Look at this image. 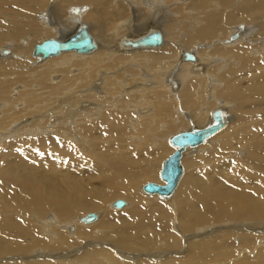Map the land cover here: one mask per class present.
Here are the masks:
<instances>
[{
	"label": "bare ground",
	"instance_id": "6f19581e",
	"mask_svg": "<svg viewBox=\"0 0 264 264\" xmlns=\"http://www.w3.org/2000/svg\"><path fill=\"white\" fill-rule=\"evenodd\" d=\"M172 1L180 5L178 12L190 11L187 15L192 24L191 31L182 39L171 34L168 25L163 26L166 22L176 34L184 29L182 23L174 28L180 23L177 18L174 19L179 23L171 22V10L176 7L173 4L169 8ZM186 1L47 0L45 4L39 0H0V260L5 259L0 264H157L152 258L161 252L153 254L151 260L146 258L148 255L143 258L136 255L137 252H151L168 225L163 222L167 214L166 205L151 204L150 208L143 209L136 192L137 180L163 153L158 148L151 150L145 145L147 139L135 135L140 126V129H145L141 123L147 116L154 126L158 119L167 115L164 122L158 123L163 131L178 123H188L189 126L180 130L184 131L206 126L210 114L219 109L225 115V127L197 147L186 149L181 159L184 173L171 197L165 199L141 191L147 182L162 184L158 175L156 181H146L138 187L141 196L172 204L178 191L174 216L183 231L190 230L195 224L238 214L264 218V27L257 23L249 25L252 16L260 15V25L264 26V0L249 6L238 5L236 9L235 6L229 7L232 0ZM240 1L236 0L237 3ZM8 5H13L15 10ZM215 8L223 10L215 13ZM41 10L46 12L39 16H46L48 20L42 25L37 23L40 17L35 15ZM226 10L228 13L225 14ZM7 12L21 20L9 19ZM245 22L249 23L246 25ZM33 23L39 31H50L49 27L41 26H52L54 30L51 31L57 32L58 37L48 39L59 40L85 26L97 48L90 54L66 52L47 59L34 57L32 52L37 29ZM72 28L74 30L66 35ZM227 30H230V40L224 43L225 47L222 46L226 49H217L221 45L215 39L224 37ZM155 31L162 35L161 46L131 47L141 36ZM10 40L15 43L7 42ZM3 41L7 43L3 45ZM200 41L205 44L203 48H195V43ZM167 42L170 46L164 49ZM172 44L182 45V57L192 52L195 62L184 60L185 63L179 62L183 68H178L175 65L179 60L176 56L178 48ZM4 50L8 51L5 55L2 54ZM216 54L233 58L237 65L241 64L237 60H242L244 72L241 75L246 76L247 82L229 86L240 77L231 69L222 76L226 81L225 88L218 90V76L226 63ZM258 58L261 62L257 61ZM189 64L192 65L189 67ZM168 70H172L171 74ZM164 75L169 78L162 85ZM223 93L238 101L240 111L250 113V118L234 123V104L223 100ZM173 106L175 110L171 119ZM103 111L109 112L108 116L103 115L100 121L90 126L94 130L81 128L82 123H87L85 119L99 117ZM147 111L152 114H146ZM258 111L262 112V117L258 116ZM123 119L130 121L128 128L122 127ZM199 120H204L205 124L198 125ZM124 129L132 132L128 138L132 149L126 144L128 134ZM123 136L125 140L117 146ZM219 136H223L225 151L217 152L204 162L211 160L210 171L189 175L185 166L189 157L207 148L206 145ZM169 137L165 139L167 147ZM107 142L114 145L104 147ZM70 143L77 147L89 143L93 152L87 158L78 156ZM169 148L170 154L173 149ZM241 148L246 150L247 158L230 159L242 155L244 150ZM126 161L128 166L123 165ZM248 162L254 165V176L263 179L252 185V190L247 184L253 175L243 168ZM43 163L60 169V172L49 174ZM143 163L146 169L141 172L139 166ZM114 197L126 200V206L115 209L112 207L114 200L105 209L87 213L97 216L91 223L81 222L85 215L78 217L76 222L71 221V225L66 223L64 227L69 234L75 233L73 239L58 229H47L53 224L60 228L74 216L98 209ZM108 207L114 211L127 208V211L111 213ZM49 208L54 218L47 219L48 225L37 220L39 227H30L26 223V220H32V213L41 218ZM21 215L25 221L20 219ZM97 223L99 228L106 230L102 236L96 235L92 229L80 228H89ZM230 227L233 226L227 228ZM204 232L193 239L202 238ZM230 232L219 233L213 243L202 241L191 245L186 257L201 261L214 250L218 253L215 260L222 261L232 250ZM183 237H177L178 241ZM28 239L29 244L26 243ZM90 240L103 241L111 249L98 247ZM81 246L93 248L73 254L74 248ZM35 249L42 250L41 255L46 259L51 256L48 250L69 255H56L58 259L54 261L9 263L12 257L24 258L35 253ZM126 250L130 255L120 256L119 252ZM164 257H168L167 253ZM167 264L175 263L170 259Z\"/></svg>",
	"mask_w": 264,
	"mask_h": 264
},
{
	"label": "rangeland",
	"instance_id": "374dc122",
	"mask_svg": "<svg viewBox=\"0 0 264 264\" xmlns=\"http://www.w3.org/2000/svg\"><path fill=\"white\" fill-rule=\"evenodd\" d=\"M39 1H44L45 4H47V0H39ZM192 1H194V0H187L186 2L187 3H191ZM212 1L214 2V0H212ZM260 1L261 0H241L240 2L237 3L236 0H232L231 4L229 5V7L235 6L234 9H236L238 5L239 6H249V5H253L255 2H260ZM173 4L176 5L175 1H172L169 4V8H170V6L172 7ZM8 6L11 7L10 8L11 10H15L13 5H8ZM178 6H180V5H178ZM178 6L176 5V7L173 10H171L170 19H171V22H173V23L174 22L177 23L178 20L180 22V23L178 22L179 24H175L174 28H177L182 23L184 25L183 26L184 29L182 31L180 30V34H176L174 32V30H173V27L170 28L169 24H167L166 22L163 23V26L166 27V25H168L169 32L171 34L174 33L177 36L178 39H182V38H184L185 36H187L190 33V31H191L190 27H191L192 24H191V22H189L188 15H187L188 13H190V11H187L185 13H182L180 11L178 12V10H177V9H179V8H177ZM7 9H9V8H7ZM61 10L64 12V8H62ZM167 10H170V9H167ZM222 10H223L222 8H215V13H218L219 11L221 12ZM41 11H39V12H37L35 14V15H37L36 17H40L39 15L45 14V12H46V11H42V13H40ZM12 12H7L8 16H9L8 17L9 19L21 20V18L19 16L14 15ZM168 12H170V11H168ZM224 12H225V14H226V12L228 13L227 10L224 11ZM181 13H182V15H180ZM184 14H186V15H184ZM225 14H224V16H225ZM167 17H169V16H167ZM174 18H177L178 20L175 21ZM40 19H42V20H40ZM43 19H44V21H43ZM260 19H261L260 15L252 16L251 19H250V24L249 25H251L253 23H257V24H259V26L261 28H263L264 26L260 25ZM37 20H38L37 23H39L41 25L44 24L45 22L48 23L47 22L48 20H47L46 16H44V18L40 17ZM39 21L40 22L43 21V22L40 23ZM248 23L249 22H245L246 25ZM87 24L90 26L89 22ZM4 25H7V23H5ZM33 25L37 29L36 30V34H35L36 43L34 45L40 43L42 40L48 39L51 36L58 37L57 32L54 33L53 31H51V29H53V28H52V26H49L48 24L44 25V26H41V27H44V28L45 27H49L47 29H49L51 32L50 31H39V27L36 24H34V23H33ZM222 25H224V20H222ZM71 26H73L72 23H71ZM235 26H237V25L235 24ZM74 28L68 30L66 35H68L70 32H72L74 30ZM229 31L228 30L226 31V34L224 35V37L215 39L216 41H219L218 44L221 45V47H219L217 49H223V50L226 49V48H222V46L225 47L224 45H226V44H224V43L226 41L230 40V38H229L230 32ZM262 35L264 36V34H262ZM226 36H227V38H225ZM169 40L172 41L171 39H169ZM216 41H214V43H216ZM7 42L15 43V41H13V40H10V41H7ZM7 42L3 41L2 43L4 45ZM168 43L169 42L166 43V46L164 47V49L167 46H170V43L169 44ZM206 44L208 45V43H206ZM195 45H196L195 48H203V45H205V44H202L201 41H200V42L195 43ZM240 45H243V44H240ZM33 46H32V48H33ZM171 46L172 47L177 46V48H178V52H177L176 56H177V59L179 58V60H178V63H177V61L175 62V65L177 64L178 68L179 67L183 68L182 64L181 65L179 64V62L185 63V61H184V59L182 57V50L180 49V47H182V45L181 44L180 45L179 44H177V45L172 44ZM246 46L250 47L249 44H246ZM152 53H154V52H152ZM188 53L193 54L190 51ZM137 54H139V53H137ZM148 54H151V53H148ZM129 55H132V54H129ZM133 55H135V53ZM216 56L217 57L218 56L223 57V59L225 60V63H226L222 73L218 76V81H219L218 90H222V89L225 88V82L226 81L222 78V76L225 73H227L229 70H231V69L235 70L237 72V74L240 75V77L237 80H234V81L230 82L228 84L229 86L232 85V84L234 86H239V85L245 84V82H247V81H245V77L246 76L241 75L244 72V68H243V65H242V60L238 59L237 61L240 62L241 64L237 65V64L234 63V59L233 58L230 59L228 56L219 55V54H216ZM53 59H55V58H53ZM258 59L259 60H257V61L261 62V58H258ZM191 65L192 64H189L188 66L190 67ZM168 71L171 74L172 70H168ZM210 73H212V71ZM170 74H169V76H170ZM142 76H143V74H142ZM169 76H167V77L165 75L162 76V81H161L162 85L166 84L165 82L169 78ZM238 80H240V81H238ZM149 87H151V86H147V88H149ZM170 88L171 87H169V91H171ZM193 96H194V94H192V98H193ZM221 98L223 100H225V101H229V102H232L234 104V106L232 108V111H233L232 115L234 117V119H233L234 123H236L240 119H248V118H250V116H249L250 113L244 112V111H240V105H239L238 101H236L229 94L223 93ZM192 108H195V106H192ZM15 109L18 110L16 107H15ZM144 110H143V112H144ZM174 110H175V107L173 106L171 108V111H170L171 119H172ZM148 111H151V109H149ZM148 111L146 112V114L151 113V112H148ZM107 113H109V112H107ZM107 113L103 111V113L99 117H95V118H92V119H85V120H87V123H82L81 124V128L82 129L91 128V129L94 130L95 128L94 127H90V126H92L95 123H97L98 121H100V119L103 117V115L108 116ZM258 113H259L258 116L262 117V114H260L262 112L258 111ZM147 117H149V116H147ZM147 117H143L142 118L143 122L141 123V125L144 124L143 128H145V129H140L141 128V126H140L139 130L135 133V135H137L138 137H144V139H147L145 145L148 146L151 150H153L154 148H158L161 151H163V153L158 156L157 161H155V164H153L150 167V169L145 172V175L143 177H141L139 180H137L136 192H137L138 197L141 200L143 209L150 208L151 204L163 203V205H166L165 208L167 209V214H165V216L163 218V222L167 223L168 225L166 226V230H165L163 236L160 239L156 240V242L154 243L153 248L151 249V252H137L138 254H136V255H139V257H141V258H143L144 255H148V257H146V258L150 259L153 256V254L161 252L158 256L154 255V256H156V258H152L153 259L152 261H155L157 264L158 263L167 264L170 259H173L175 264H264V218H257V217H252V216H247V215L244 216L242 214H238V215H234V216H232L230 218H227V219L213 220V221H210L209 223L195 224L190 230H186V231L184 230L185 231L184 232L180 228V223L177 221V218H175V216H174V214L177 213V211L175 210V202L174 201H175V198L177 196L178 191H177V193L175 195V198L173 199L172 204L161 202V201H158L157 199H151V198H146L145 199V197L141 196V194L138 193V187L140 185H142L144 182H146V181H156L155 178H157V175H158L157 168L159 167L160 162L163 161L169 155V149L170 148H169V146L167 147V143H166L165 139L167 137H169L170 135H172V134H174V133H176V132H178L180 130H183L187 126H189L188 123H186V122H185L186 125H182V124L178 123L176 126L170 127L168 130L163 131L161 126L158 127V123L164 122V120L166 119L167 115L163 116L161 119H158L154 126L152 125V119L151 118H147ZM123 120H124V124L122 125V127L123 128H128L129 125H130V121L126 122L125 119H123ZM197 124L198 125H203V124H205V121L204 120H199V121H197ZM150 127H155V129L152 130V129H150ZM120 130H121V128L119 129V131ZM123 131L128 134L127 137H126V144L128 145L129 149H132V145L130 144L129 139H128L132 132H129L126 129H124ZM151 133H153V134H151ZM123 140H125L124 136L121 139L120 143H117V146H120L121 142ZM70 145L73 147L74 151L76 152V154L78 156H84L85 158H87L89 156V154H92L91 152H93V149L89 148V143H86L84 145H80L79 147H77L73 143H70ZM111 145H114V144L110 143V142H107L104 145V147H110ZM222 145H223V136H219L216 141H214L212 143L210 142L208 145H206L207 148H205L204 150L200 149L198 154H196V155L194 154V156L189 157V163L185 165L187 170H188V172H189V175H192V174H194L197 171H201V173L202 172H209L210 170H208V169L211 168L212 162H211V160H208L206 163H204V162L207 159L217 155V152H224L225 150L223 149ZM241 149H243V148H241ZM155 151H157V150H155ZM246 153H247L246 150H244L242 155H236V156L231 157L230 159L239 158V159L245 160L247 158L245 156ZM98 154H100V153H98ZM123 165L128 166L129 165L128 161L123 162ZM43 167L51 175H54V174H57V173L60 172V169L54 168V167L50 166L47 163H43ZM243 168H244L246 173L253 175V176L248 178L247 187L250 190H252L251 189L252 185H254V184L257 185L260 181H263V179L254 176L256 171L254 169V165L251 162L245 163ZM139 169L141 170V172H144V169H146V165L144 163L141 164L139 166ZM117 199H123V198L114 197V198H112L110 200L105 201L102 204V206L100 208H98V209L89 210V211H86V212H83V213H80V214L74 216L72 218V220L70 219V221L68 220V221L64 222L65 224L62 223L63 226L60 227V228L59 227L57 228V226L55 224H53L52 226H48L47 229H54V230L58 229V231H60L61 233H66V236L69 239H73L75 233H73V234L70 233L69 234V231H67L65 229V227H64L66 225V223L68 225H71V224H73L71 221L76 222V219L78 217L86 215L89 212H94L96 210L99 211V210L105 209V207L107 205H109L111 202H113L114 200H117ZM177 203H178V201H177ZM129 205H130L129 206V208H130L131 204L129 203ZM126 209L127 208H125V210ZM125 210L123 209L122 211H114V210H111L108 207V211H110L111 213H122ZM50 215H52V216H50ZM50 217L54 218L51 208H49L42 215L41 218H39L34 213H32L30 215V218L32 220H26V223L30 227H35V226L39 227V226H41L37 221H40L41 223H44V225H48L49 221L47 219L50 218ZM104 217H105V214H104L103 218ZM20 219L25 221V217L23 215L20 216ZM99 223H97L94 226L92 225L93 227L90 226L88 228V227H84L83 226L84 228H82V227H80V228L83 229V230L92 229L93 231H95L96 235L102 236L103 234L106 233V230L102 229V228H99L97 226V225H99ZM228 226H233V227L227 228ZM85 228H88V229H85ZM212 229H213V231H212ZM218 229H221L223 231L215 232V230H218ZM203 230H205V232L202 235L203 236L202 238L193 239L194 237L195 238L200 237L197 234L201 233ZM102 231H104V232L100 233V234L97 233V232H102ZM224 231H231L230 233H232L231 240H230V245L232 247V250H230V253L222 261L221 260H215V256L218 255V253L216 251H214V250H212L205 259H201V261H199L200 259L194 260L193 257H189V258L186 257L187 256L186 254H189V248H190L191 245H193L195 243H198V242L201 243L202 241H204L203 243H213V242H215L217 240V237H219V235H220L219 233H223ZM42 234H43V232H42ZM181 235H183L184 237L179 242L177 237H179ZM241 235H245V236H241ZM183 240H185V242ZM90 241H91V243L96 244V246H98V247H105V248L111 249V247L108 244H104L103 241H98V240H96L94 242H92V240H90ZM26 243L29 244L30 243V239H28L26 241ZM180 243H182L181 246L179 245ZM92 248H93L92 246L85 247V248H83V246H81L79 248H74L76 251L73 254H76V255L77 254H81L84 250L92 249ZM37 249H35V253H33L32 255H29V254L25 255L24 254L25 255L24 258L14 256V257H12L13 259L9 263L26 262V261L27 262L45 261V260H48V261L50 260L51 261V259H52V261H54L55 259H58L56 255H69L68 253L59 254L56 251L48 250V251H50V253H51L50 255L51 256H47L49 259H46V256L41 255V253H43V251L41 250V252H40V251H37ZM44 251L48 252L46 249H44ZM119 253H120V256H128V255H130L129 254L130 252L128 250L123 251V252H119ZM119 253H116V255L119 254ZM166 253H167L168 257H164V255ZM134 257H136V256H134ZM60 259H62V258H60ZM4 260L5 259L0 260V263H4Z\"/></svg>",
	"mask_w": 264,
	"mask_h": 264
},
{
	"label": "water",
	"instance_id": "95a60500",
	"mask_svg": "<svg viewBox=\"0 0 264 264\" xmlns=\"http://www.w3.org/2000/svg\"><path fill=\"white\" fill-rule=\"evenodd\" d=\"M163 43L160 32L155 31L141 36L136 42L131 44L133 48L159 47ZM96 42L85 26H80L71 36L62 40L50 38L36 44L32 55L40 56L41 59L58 56L61 53L74 52L76 54H90L96 48ZM8 51L4 50L3 55ZM183 59L188 62H195V58L190 53L183 54ZM225 115L215 109L210 114V121L204 127L179 131L171 135L168 144L173 148L161 163L158 172L159 180L162 184L147 182L141 187V191L147 195H157L160 198L168 199L174 193L184 170L181 159L187 148H194L207 141V139L225 127ZM126 206V201L118 199L112 203L115 209H122ZM97 219L95 214H87L81 218V222L88 224Z\"/></svg>",
	"mask_w": 264,
	"mask_h": 264
}]
</instances>
